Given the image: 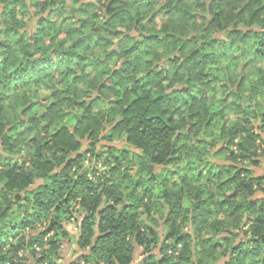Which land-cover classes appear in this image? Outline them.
Here are the masks:
<instances>
[{
  "label": "clouds",
  "instance_id": "clouds-1",
  "mask_svg": "<svg viewBox=\"0 0 264 264\" xmlns=\"http://www.w3.org/2000/svg\"><path fill=\"white\" fill-rule=\"evenodd\" d=\"M0 264H264V0H0Z\"/></svg>",
  "mask_w": 264,
  "mask_h": 264
}]
</instances>
